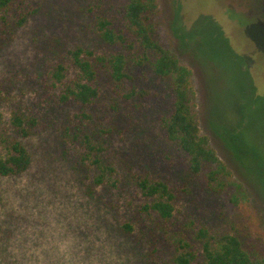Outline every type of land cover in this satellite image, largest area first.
<instances>
[{"label": "rangeland", "instance_id": "obj_1", "mask_svg": "<svg viewBox=\"0 0 264 264\" xmlns=\"http://www.w3.org/2000/svg\"><path fill=\"white\" fill-rule=\"evenodd\" d=\"M125 4L126 0H27L26 13L37 14L10 42L1 38L0 86L11 95L10 106L34 111L40 125L27 141L29 171L0 177V264H172L177 237L186 234L191 239L201 228L221 234L232 225L264 255V196L258 198L248 187L250 204L235 209L226 197L207 196L203 189L187 185V157L167 143L156 123L171 105L169 88L149 74L138 82V92L148 95L138 96L122 110L130 116L136 102L147 108L142 114L134 107L138 132L129 117L124 133L112 139L109 154L117 165L119 175L113 181L119 187L86 195L67 140L77 124L76 106L58 103L50 79L57 64L52 49L58 48L60 57L77 47L99 51L92 9L99 6L119 19ZM158 5L163 44L194 71L202 133L210 136L211 128L228 153L250 164L263 193L264 0H158ZM175 13L178 26L188 32H182L180 41L172 32ZM111 104L99 105L109 110ZM112 107L105 128L114 126ZM212 145L230 165L213 136ZM146 173L180 190L170 223L143 213L146 201L127 181ZM188 186L191 190L185 192ZM127 225L131 233L124 230Z\"/></svg>", "mask_w": 264, "mask_h": 264}, {"label": "trees", "instance_id": "obj_2", "mask_svg": "<svg viewBox=\"0 0 264 264\" xmlns=\"http://www.w3.org/2000/svg\"><path fill=\"white\" fill-rule=\"evenodd\" d=\"M26 8L27 0H0V41L3 38L10 42L18 30L37 14V11L26 13ZM91 14L100 50L77 47L60 57V51L55 47L52 50L57 64L50 73L58 103L76 106L73 118L77 124L74 132L68 133L67 140L74 151V169L84 181L86 195L94 197L99 189L119 187V183L113 181L119 175L117 165L109 154L112 139L114 134L124 133L122 129L129 117L131 128L138 132L135 123L138 115L134 110L136 108L143 114L146 109L147 114V108L142 102H136L130 116L124 115L122 110L137 101L138 96L142 99L148 95L147 92H138V82L149 74L169 88L171 105L164 110L161 118L156 119V123L167 143L187 157L188 168L184 177L187 185L203 189L207 196L226 197L235 209H243L250 204L248 187L258 198V194L264 196L258 188L262 182L260 180L257 186L250 164L236 159L235 152L228 153L211 128L210 136L202 133L194 71L181 62L179 54L163 44L158 0H126L119 19H114L109 11L99 6L94 7ZM179 18L176 14L172 23L177 41L182 38V32H186L178 26ZM10 97L9 92L0 86L2 178L18 177L29 171L32 156L27 141L37 135L40 125L34 111L19 104L10 106ZM102 101L112 103L109 110L101 109L99 104ZM7 107L9 119H6ZM111 107L116 113L112 119L114 126L105 128L104 122L109 120L106 114ZM140 133L143 136L144 131ZM212 136L227 153L230 165L213 147ZM128 180L146 201L143 213L156 215L164 223L175 219L181 196L179 189L166 179L150 173L129 177ZM189 186L185 192H190ZM124 230L131 233L133 228L127 225ZM174 242L176 249L172 264H264V255L247 241L237 225H232L230 231L221 234L201 228L194 232L191 239L185 234Z\"/></svg>", "mask_w": 264, "mask_h": 264}]
</instances>
